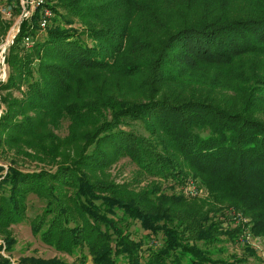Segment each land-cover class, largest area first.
<instances>
[{
    "label": "trees",
    "instance_id": "obj_1",
    "mask_svg": "<svg viewBox=\"0 0 264 264\" xmlns=\"http://www.w3.org/2000/svg\"><path fill=\"white\" fill-rule=\"evenodd\" d=\"M47 1L53 21L22 20L0 80V264H66L13 261L32 194L33 234L88 264H246L248 243L215 254L242 236L228 206L264 235V0ZM9 27L0 17V40ZM20 82L35 88L17 98ZM124 157L170 188L192 175L215 211L148 207L159 186L138 196L89 172Z\"/></svg>",
    "mask_w": 264,
    "mask_h": 264
},
{
    "label": "rangeland",
    "instance_id": "obj_2",
    "mask_svg": "<svg viewBox=\"0 0 264 264\" xmlns=\"http://www.w3.org/2000/svg\"><path fill=\"white\" fill-rule=\"evenodd\" d=\"M93 1L94 0H91L90 2ZM98 1L103 2L104 0ZM53 2L56 1L54 0ZM20 14L13 12V16L11 17H5L0 14V17L10 24V27L8 28L6 34L0 40V45L12 36V31L15 26L17 27L18 24H20L21 26L22 20L19 21ZM76 21L77 25L81 26L82 19H79L77 17ZM4 74L5 73L1 72L0 68V80L5 79L6 76H3ZM20 84V91L18 89L14 90V94L15 96H17V98H20L22 96L26 97V94L30 93L31 89L35 88V85L27 87L25 83L20 82ZM258 108H260V106H258ZM68 124L69 122L65 120L61 128L57 130V132L61 135L66 134L68 131ZM139 126L141 125L139 124ZM3 161L5 162L4 165L7 166L6 159H4ZM27 164L28 165H25V167L34 168L33 164L30 161ZM92 167L94 169H91L89 171L90 173H96L99 175V177H103V175L111 176V178H113V181L117 184L115 186L116 188H120V186H124V184H127V189L132 192L134 190L136 193H138V196H140V193H142L150 186H152V188H157L156 186H159L158 189H155V191H157L156 195L152 194V192L150 194V199H147V196L145 197V200H147V206H162V208L170 207L176 210L180 208L189 209L191 208V206L202 205L204 211L209 212L211 210L216 209V206L213 204V202L209 200V192L205 190L204 187L200 185L199 180L194 178L192 175L188 177L186 183L183 186L178 187L176 185L173 188H170L168 186L169 182L164 181V179L161 177L142 175V170H139L140 168L135 163H133L128 157H124L118 160L117 162H114L107 168L102 167L101 165L97 164V162H95ZM192 183H194V185H196L197 187L196 193L190 191V186ZM121 190L124 189L121 188ZM164 193L166 194L165 196ZM43 206L44 201L41 197H38L35 194L30 195L29 200L27 202V216L25 220L19 224L12 225V232L17 239V243L15 245L16 248L13 252V261L16 262L20 260L22 256L36 255L43 258H51L57 256L61 262L64 261L66 262V264H88V262H91L90 257H88V259L86 258V260H83L77 255H71L65 251H57L55 247L49 246L45 242H43L40 236H36L33 234L30 227V220H32L37 214L42 212ZM223 208L227 207L223 206ZM228 208L231 211V218L233 220H229V222H226L224 226L227 227L226 224L228 223L231 224L230 227L241 226L240 231H242V236H240L241 239L239 238V242H235L230 240L228 236L224 235L222 237V240H224L223 243L216 247V250H218V254H215V256H220L229 259L233 253L242 255L244 253L243 243H248L257 248V255L250 256L246 264H264V235H256L253 232L251 228L253 220L251 217H245L242 212L234 210L233 207L228 206ZM0 243L5 244V242L1 238Z\"/></svg>",
    "mask_w": 264,
    "mask_h": 264
},
{
    "label": "built area",
    "instance_id": "obj_3",
    "mask_svg": "<svg viewBox=\"0 0 264 264\" xmlns=\"http://www.w3.org/2000/svg\"><path fill=\"white\" fill-rule=\"evenodd\" d=\"M20 7H21V14L19 21L23 20L24 18H29L35 10H40V19H39V25L40 28L45 29L47 26L53 21L55 17V11L52 8V6L48 3L47 0H19ZM0 14L5 17H11L13 16V11L10 7L4 6L0 4ZM20 31V24L15 26L12 31V36L9 37L5 42H3L0 45V68L1 72H4L5 74L3 76H6V53L8 47L14 43L15 38L17 34ZM25 43L27 47L32 46V39L30 36L25 37ZM190 191L193 193L197 192V187L194 185V183L190 186Z\"/></svg>",
    "mask_w": 264,
    "mask_h": 264
},
{
    "label": "water",
    "instance_id": "obj_4",
    "mask_svg": "<svg viewBox=\"0 0 264 264\" xmlns=\"http://www.w3.org/2000/svg\"><path fill=\"white\" fill-rule=\"evenodd\" d=\"M0 114H1V108H0Z\"/></svg>",
    "mask_w": 264,
    "mask_h": 264
}]
</instances>
